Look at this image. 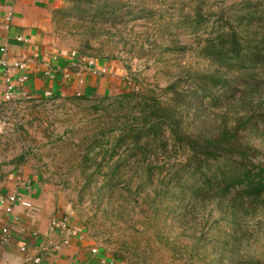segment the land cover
I'll use <instances>...</instances> for the list:
<instances>
[{"label": "rangeland", "instance_id": "obj_1", "mask_svg": "<svg viewBox=\"0 0 264 264\" xmlns=\"http://www.w3.org/2000/svg\"><path fill=\"white\" fill-rule=\"evenodd\" d=\"M245 3L68 0L56 22L59 44L86 61L118 62L121 86L106 96L29 98L3 106L0 170L25 165L56 185L64 213L82 226L95 247L125 263L232 264L219 259V233L231 228L219 219L215 203L206 205L204 216L199 212L189 217L183 213L187 199L177 195L179 188L160 183L184 162L186 149L173 141L164 148L154 146L150 165L138 162L139 155L129 157L126 145L114 144L119 126L136 125L139 116L138 99L120 95L134 92L138 98L168 102L170 94L163 93L168 84L187 73L212 70L199 55L201 42L225 27L227 16ZM186 86L182 81L179 89ZM163 134L169 137L167 130ZM254 221L248 222L251 237L239 251L259 256L264 235L252 231Z\"/></svg>", "mask_w": 264, "mask_h": 264}, {"label": "trees", "instance_id": "obj_2", "mask_svg": "<svg viewBox=\"0 0 264 264\" xmlns=\"http://www.w3.org/2000/svg\"><path fill=\"white\" fill-rule=\"evenodd\" d=\"M244 2L227 16L225 27L201 42L199 55L212 70L187 73L168 84L163 90L170 94L168 102L138 98L134 92L120 95L138 99L139 116L136 125L119 126L114 147L126 145L129 157L139 155L138 162L150 165L154 146L164 148L173 141L186 149L184 162L161 179L162 187L179 188L177 195L187 199L183 213L189 217L199 212L204 216L206 205L215 203L219 219L231 228L219 233V259L264 264V246L259 256L239 251L251 237L250 220H255L252 231L264 235V1ZM182 81L187 86L179 89ZM222 94L227 96L222 99ZM257 156L261 158L255 162Z\"/></svg>", "mask_w": 264, "mask_h": 264}, {"label": "crops", "instance_id": "obj_3", "mask_svg": "<svg viewBox=\"0 0 264 264\" xmlns=\"http://www.w3.org/2000/svg\"><path fill=\"white\" fill-rule=\"evenodd\" d=\"M67 4L0 0V111L17 101L5 100L6 77L31 98L106 96L121 86L118 62L86 61L59 44L56 22ZM24 75L27 80L20 85L18 78ZM18 165L0 170V264H129L94 246L82 226L62 210L56 185ZM10 195L30 202L32 209L14 203L7 212Z\"/></svg>", "mask_w": 264, "mask_h": 264}, {"label": "built area", "instance_id": "obj_4", "mask_svg": "<svg viewBox=\"0 0 264 264\" xmlns=\"http://www.w3.org/2000/svg\"><path fill=\"white\" fill-rule=\"evenodd\" d=\"M6 19L9 20L10 19V16L9 14L6 16ZM23 64H19L20 67H22ZM27 80V76L24 75V76H21L18 78V81L19 84H23L25 81ZM6 81V90H5V93H4V97H5V100L6 101H12L13 98H15V100H21V99H29L31 98V96L22 88H18L14 85V83L12 82V80L10 79V77H6L5 79ZM22 87V86H20ZM8 205L5 207V210L7 212H10L12 210V206L14 203H20L21 205L27 207V208H30L32 209V206L30 204V202L24 200L23 198H21L20 196H17V195H10L8 198ZM55 222L52 221V225H54ZM66 223H62V227L63 228H66ZM4 233L7 232V228L4 227L3 230H2ZM63 242H68L67 239H64ZM92 251H96L95 248L92 249ZM36 261L39 260V258H35Z\"/></svg>", "mask_w": 264, "mask_h": 264}]
</instances>
